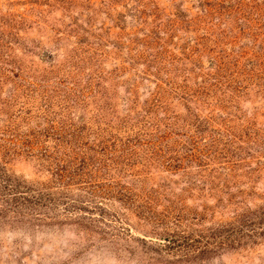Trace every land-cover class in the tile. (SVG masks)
I'll return each instance as SVG.
<instances>
[{
    "label": "rangeland",
    "instance_id": "1",
    "mask_svg": "<svg viewBox=\"0 0 264 264\" xmlns=\"http://www.w3.org/2000/svg\"><path fill=\"white\" fill-rule=\"evenodd\" d=\"M0 264H264V0H0Z\"/></svg>",
    "mask_w": 264,
    "mask_h": 264
}]
</instances>
